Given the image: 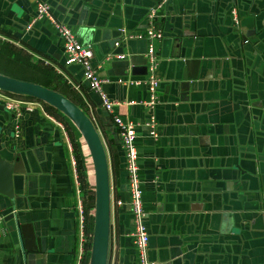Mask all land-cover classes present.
Masks as SVG:
<instances>
[{
	"label": "crops",
	"instance_id": "0c3cea01",
	"mask_svg": "<svg viewBox=\"0 0 264 264\" xmlns=\"http://www.w3.org/2000/svg\"><path fill=\"white\" fill-rule=\"evenodd\" d=\"M43 1L55 20L91 47L92 64L106 80L104 92L120 102L113 114L139 124L135 144L150 263L264 264V0ZM159 4L153 23L162 33L155 42L159 87L153 137L143 125L148 110L139 103L148 98L146 40L127 35L145 31L149 11ZM35 10L34 0H0V74L58 92L92 120L104 143L111 186L106 264H139L129 236L132 216L119 132L81 67L65 64L51 20L42 18L27 30ZM35 102L21 118L0 109V142L6 145L0 151L9 159L20 153L19 167L26 171L18 222H4L0 212V264H76L71 154L54 120L73 138L90 198L91 157L70 121ZM88 202L92 217L94 198Z\"/></svg>",
	"mask_w": 264,
	"mask_h": 264
},
{
	"label": "built area",
	"instance_id": "2783aa9c",
	"mask_svg": "<svg viewBox=\"0 0 264 264\" xmlns=\"http://www.w3.org/2000/svg\"><path fill=\"white\" fill-rule=\"evenodd\" d=\"M36 4L35 13L27 25V30L31 29L33 24L41 20L42 18H48L53 23L57 30L62 42L63 52L66 65H78L82 69V78L87 83L88 88L96 93L99 97L100 107L107 111L111 117L115 128L119 132V139L121 148L123 149L125 157V170L127 172V188H128V204L130 206V213L132 216V230L129 233L133 244L137 248L140 263L139 264H151L147 257V249L149 242V234L147 226L144 223V213L142 210V188L141 180L139 177L138 167V152L135 144L137 137V124L136 122L128 119H122L119 115L113 114V107L120 102L112 101L103 90V83L106 81L100 77L95 67L92 64L93 51L89 45H83L79 42L75 35L72 33L69 26L55 20L52 15L49 6L43 0H34ZM161 2H165L162 0ZM160 2V3H161ZM153 8L147 15L148 27L142 33H136L134 35H127L128 38L144 39L146 40V61H147V77L146 87L148 91V98L146 100L139 101L144 108L148 110L149 118L143 123V125L150 128V132L153 137L156 136L153 110L155 109L158 101V87L159 79L156 76L157 70V53L155 50V42L162 39L161 31L155 29L153 25L156 11L159 8ZM233 19L237 25L236 10L233 9ZM117 44V43H115ZM118 45V44H117ZM134 84H139L138 81H133ZM2 93V94H1ZM36 100L23 99L16 96H7L6 93L0 91V102L7 111H10L15 118H21L24 112H31L37 106ZM126 105L134 104L135 101L121 102ZM57 126L63 131L64 136L67 139V146L70 150V162L72 172L74 175V189L76 195V208L78 213V252L76 257V264H82L85 257L86 244L89 242L85 233V206H84V189L79 178L77 169V160L74 154V147L72 141L69 139V133L65 124L61 121L54 120ZM14 136L19 137L20 123L16 122L14 125ZM111 191V186H110ZM115 204L121 205L122 202L119 199H115Z\"/></svg>",
	"mask_w": 264,
	"mask_h": 264
},
{
	"label": "water",
	"instance_id": "95a60500",
	"mask_svg": "<svg viewBox=\"0 0 264 264\" xmlns=\"http://www.w3.org/2000/svg\"><path fill=\"white\" fill-rule=\"evenodd\" d=\"M0 91L18 96H30L52 106L65 116L83 137L94 169V224L90 264H106L109 239L110 180L104 143L92 120L70 99L39 84L0 74ZM0 109L3 110L4 106L1 105ZM4 147H6L5 143L0 142V150ZM19 160L20 153H16L13 158L9 159L0 151V212L4 222L12 220L18 222L19 218L17 208L20 206L17 203L20 200L18 196L21 191L20 181L26 174V171L19 167ZM1 200H6L7 206H3ZM16 224L18 227V223Z\"/></svg>",
	"mask_w": 264,
	"mask_h": 264
},
{
	"label": "trees",
	"instance_id": "16d2710c",
	"mask_svg": "<svg viewBox=\"0 0 264 264\" xmlns=\"http://www.w3.org/2000/svg\"><path fill=\"white\" fill-rule=\"evenodd\" d=\"M3 93H6L7 95H10V96H16V97H26V98H29V99H32V100H36V101H39L37 99H34L33 97H30V96H24V95H14V94H11V93H8V92H4L2 91ZM45 105H47L49 108H52V109H55L53 108L52 106L42 102V101H39ZM56 110V109H55ZM57 111V110H56ZM59 115L61 117H64L65 119H67L65 116H63L60 112H58ZM68 120V119H67ZM69 121V120H68ZM113 122V121H112ZM114 125V124H113ZM67 127V126H66ZM69 137L71 138V140H73V138L71 137V134L69 135ZM73 143V147H74V154H75V157H76V160H77V169H78V173H79V178L81 180V183L83 185V189L85 188L84 186V177L82 175V163H81V160H80V157H79V154H78V151L76 149V146L74 144V142L72 141ZM84 206H85V215H86V223H85V233L87 235V238L89 239V242L86 244V248H85V257L82 261V264H88L89 262V257H90V251H91V246H92V234H93V215L92 217H90V213H89V208L92 207V204L89 203L88 201H93V198H94V191H93V194L91 196V198L89 197V195H87L86 191L84 190ZM89 217L92 218V221H89Z\"/></svg>",
	"mask_w": 264,
	"mask_h": 264
},
{
	"label": "rangeland",
	"instance_id": "374dc122",
	"mask_svg": "<svg viewBox=\"0 0 264 264\" xmlns=\"http://www.w3.org/2000/svg\"><path fill=\"white\" fill-rule=\"evenodd\" d=\"M75 127V126H74ZM76 128V127H75ZM81 135V134H80ZM82 137V136H81ZM82 139H83V137H82ZM83 142H84V144H85V146H86V148H87V152H88V154H89V150H88V146H87V144L85 143V141H84V139H83ZM89 156H90V154H89Z\"/></svg>",
	"mask_w": 264,
	"mask_h": 264
}]
</instances>
